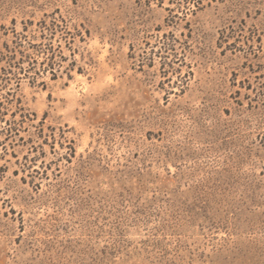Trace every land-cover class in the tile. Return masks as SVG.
I'll list each match as a JSON object with an SVG mask.
<instances>
[{
  "label": "rangeland",
  "instance_id": "rangeland-1",
  "mask_svg": "<svg viewBox=\"0 0 264 264\" xmlns=\"http://www.w3.org/2000/svg\"><path fill=\"white\" fill-rule=\"evenodd\" d=\"M0 264H264V0H0Z\"/></svg>",
  "mask_w": 264,
  "mask_h": 264
}]
</instances>
